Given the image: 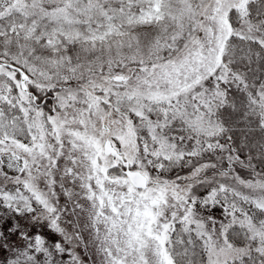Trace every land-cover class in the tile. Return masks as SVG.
I'll return each instance as SVG.
<instances>
[{"label":"snow or ice","instance_id":"obj_1","mask_svg":"<svg viewBox=\"0 0 264 264\" xmlns=\"http://www.w3.org/2000/svg\"><path fill=\"white\" fill-rule=\"evenodd\" d=\"M0 264H264V0H0Z\"/></svg>","mask_w":264,"mask_h":264}]
</instances>
